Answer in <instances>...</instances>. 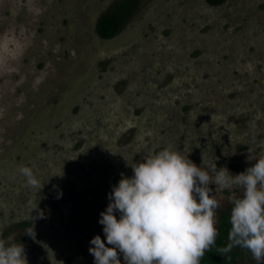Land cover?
Returning <instances> with one entry per match:
<instances>
[{
    "label": "rangeland",
    "instance_id": "374dc122",
    "mask_svg": "<svg viewBox=\"0 0 264 264\" xmlns=\"http://www.w3.org/2000/svg\"><path fill=\"white\" fill-rule=\"evenodd\" d=\"M117 1L0 0V239L27 264H94L109 192L152 153L233 175L264 155V0H141L104 40ZM209 187L217 227L243 190Z\"/></svg>",
    "mask_w": 264,
    "mask_h": 264
},
{
    "label": "clouds",
    "instance_id": "9594fccd",
    "mask_svg": "<svg viewBox=\"0 0 264 264\" xmlns=\"http://www.w3.org/2000/svg\"><path fill=\"white\" fill-rule=\"evenodd\" d=\"M131 168L133 175L122 174L100 213L106 242L100 235L91 239L94 264H121L120 254L125 264H200L219 234L220 202L210 185L217 191L243 190L241 198L231 201L230 243L221 251L239 246L264 264V155L233 175L227 168L218 170L216 163L198 167L166 147ZM17 171L28 186L40 187L31 167ZM0 264H27L24 245L0 239Z\"/></svg>",
    "mask_w": 264,
    "mask_h": 264
},
{
    "label": "trees",
    "instance_id": "16d2710c",
    "mask_svg": "<svg viewBox=\"0 0 264 264\" xmlns=\"http://www.w3.org/2000/svg\"><path fill=\"white\" fill-rule=\"evenodd\" d=\"M212 6H219L228 0H206ZM141 5V0H119L105 11L98 20L97 33L104 40L117 37L129 24ZM230 213L221 211L218 219V236L215 244L206 251L201 258L200 264H238L248 250L239 246H233L231 251L222 252L221 249L230 243L228 235L230 231ZM21 227L28 229L29 223L21 224Z\"/></svg>",
    "mask_w": 264,
    "mask_h": 264
},
{
    "label": "flooded vegetation",
    "instance_id": "af4514ba",
    "mask_svg": "<svg viewBox=\"0 0 264 264\" xmlns=\"http://www.w3.org/2000/svg\"><path fill=\"white\" fill-rule=\"evenodd\" d=\"M120 35V34H119Z\"/></svg>",
    "mask_w": 264,
    "mask_h": 264
}]
</instances>
